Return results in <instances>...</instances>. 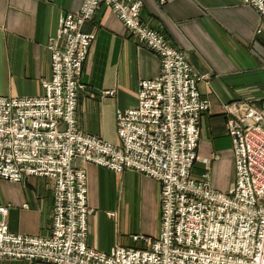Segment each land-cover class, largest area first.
<instances>
[{"label":"built area","instance_id":"1","mask_svg":"<svg viewBox=\"0 0 264 264\" xmlns=\"http://www.w3.org/2000/svg\"><path fill=\"white\" fill-rule=\"evenodd\" d=\"M264 20V0H239ZM153 51L160 73L138 83L135 107L116 113L118 144L83 133L76 117L85 89L83 64L94 41L85 32L101 6ZM140 0H83L59 16L47 47L51 75L34 97L0 96V179L27 176L53 183V217L47 236L8 230L0 206V259L47 264H264V101L224 105L234 158L230 188H212L207 167L194 176L201 115L198 75L181 51L141 18ZM114 95V90L104 93ZM76 160L116 173L137 171L159 183L160 231L135 235L143 247L98 251L87 243V172Z\"/></svg>","mask_w":264,"mask_h":264},{"label":"crops","instance_id":"2","mask_svg":"<svg viewBox=\"0 0 264 264\" xmlns=\"http://www.w3.org/2000/svg\"><path fill=\"white\" fill-rule=\"evenodd\" d=\"M141 18L185 54L198 75L197 88L211 100L201 115L194 176L208 167L214 190L227 191L234 180V158L224 105L264 101V20L239 0H141ZM83 0H0V96L44 94L51 75L48 40L59 16L77 11ZM83 30L94 35L83 64L76 117L80 130L118 144L116 113L136 106L138 83L160 73L157 54L132 37L106 6ZM114 90L113 96L105 95ZM87 172V243L108 252L115 246L143 247L135 235L156 238L160 231L159 183L137 171L116 173L76 160ZM0 206L8 207V230L47 236L53 217V183L27 176L0 179ZM0 264H47L1 260Z\"/></svg>","mask_w":264,"mask_h":264},{"label":"bare ground","instance_id":"3","mask_svg":"<svg viewBox=\"0 0 264 264\" xmlns=\"http://www.w3.org/2000/svg\"><path fill=\"white\" fill-rule=\"evenodd\" d=\"M141 1V0H140ZM142 2V1H141ZM142 4H143V2H142ZM138 101V100H137Z\"/></svg>","mask_w":264,"mask_h":264},{"label":"rangeland","instance_id":"4","mask_svg":"<svg viewBox=\"0 0 264 264\" xmlns=\"http://www.w3.org/2000/svg\"><path fill=\"white\" fill-rule=\"evenodd\" d=\"M84 91V90H83Z\"/></svg>","mask_w":264,"mask_h":264}]
</instances>
